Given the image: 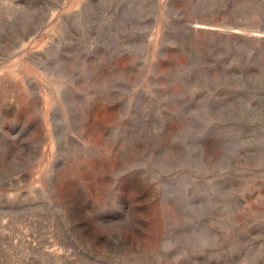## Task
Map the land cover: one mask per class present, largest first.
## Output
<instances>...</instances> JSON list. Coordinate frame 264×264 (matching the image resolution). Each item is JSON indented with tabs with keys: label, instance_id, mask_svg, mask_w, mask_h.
I'll use <instances>...</instances> for the list:
<instances>
[{
	"label": "rangeland",
	"instance_id": "rangeland-1",
	"mask_svg": "<svg viewBox=\"0 0 264 264\" xmlns=\"http://www.w3.org/2000/svg\"><path fill=\"white\" fill-rule=\"evenodd\" d=\"M0 264H264V0H0Z\"/></svg>",
	"mask_w": 264,
	"mask_h": 264
}]
</instances>
